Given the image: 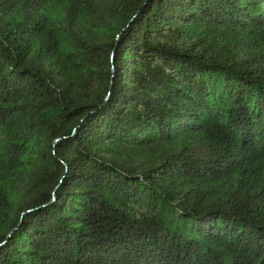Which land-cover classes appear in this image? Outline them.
<instances>
[{"label": "trees", "instance_id": "obj_1", "mask_svg": "<svg viewBox=\"0 0 264 264\" xmlns=\"http://www.w3.org/2000/svg\"><path fill=\"white\" fill-rule=\"evenodd\" d=\"M0 264H264V0H0Z\"/></svg>", "mask_w": 264, "mask_h": 264}]
</instances>
